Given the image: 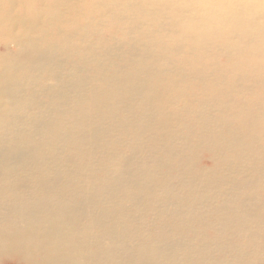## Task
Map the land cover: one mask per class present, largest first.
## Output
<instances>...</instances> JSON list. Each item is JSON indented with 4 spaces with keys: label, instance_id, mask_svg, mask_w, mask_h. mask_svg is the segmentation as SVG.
Returning <instances> with one entry per match:
<instances>
[{
    "label": "bare ground",
    "instance_id": "6f19581e",
    "mask_svg": "<svg viewBox=\"0 0 264 264\" xmlns=\"http://www.w3.org/2000/svg\"><path fill=\"white\" fill-rule=\"evenodd\" d=\"M0 264H264V0H0Z\"/></svg>",
    "mask_w": 264,
    "mask_h": 264
}]
</instances>
